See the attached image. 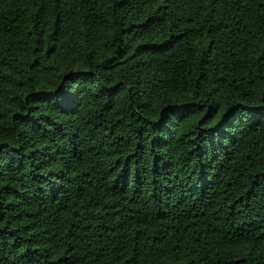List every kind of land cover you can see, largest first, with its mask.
<instances>
[{"label":"trees","instance_id":"16d2710c","mask_svg":"<svg viewBox=\"0 0 264 264\" xmlns=\"http://www.w3.org/2000/svg\"><path fill=\"white\" fill-rule=\"evenodd\" d=\"M0 264H264V0H0Z\"/></svg>","mask_w":264,"mask_h":264}]
</instances>
